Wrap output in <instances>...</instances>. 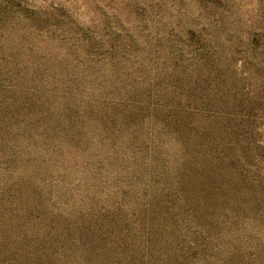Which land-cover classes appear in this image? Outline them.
Masks as SVG:
<instances>
[{
    "label": "rangeland",
    "instance_id": "obj_1",
    "mask_svg": "<svg viewBox=\"0 0 264 264\" xmlns=\"http://www.w3.org/2000/svg\"><path fill=\"white\" fill-rule=\"evenodd\" d=\"M0 264H264V0H0Z\"/></svg>",
    "mask_w": 264,
    "mask_h": 264
}]
</instances>
